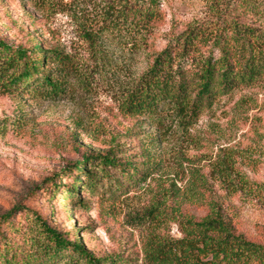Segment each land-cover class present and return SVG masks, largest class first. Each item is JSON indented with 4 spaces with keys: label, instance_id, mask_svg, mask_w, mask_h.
<instances>
[{
    "label": "rangeland",
    "instance_id": "374dc122",
    "mask_svg": "<svg viewBox=\"0 0 264 264\" xmlns=\"http://www.w3.org/2000/svg\"><path fill=\"white\" fill-rule=\"evenodd\" d=\"M210 1L160 0V18L149 35V54L158 53L170 34L206 16ZM99 3L0 0L1 41L13 48L40 45L50 59L47 69L59 68L54 51L69 62L64 75L57 74L62 88L54 99L25 89L8 92L0 84V214L23 201L63 234L72 231L91 256L130 253L133 262L141 264L144 249L181 238L186 220L205 214L206 205L192 194L191 182L202 176L212 183L213 164L224 149L232 152L250 178L264 182V88L251 90L248 95L254 102L242 105V110L236 107L241 97L237 93L220 108L190 121L165 114L156 122L125 113V97L149 58L143 53L134 57L128 47L120 50L110 35L88 39L80 34L78 19L60 10L67 4L79 6L91 13L93 23ZM258 116L261 122L254 124ZM110 149L117 156L148 160L151 168L146 180L127 184L110 196L83 190L78 182L81 197L71 203L73 197L65 186L75 182L66 178L64 170L84 156L96 161ZM72 175L84 179L82 173ZM52 180L59 189L41 190ZM30 193H35L31 199ZM208 193L224 192L215 183L207 197ZM227 201L234 207L240 229L254 235L262 214L235 198ZM17 215L23 230L12 241L20 247L33 228L30 216ZM10 255L0 253V264ZM71 255L59 256L52 264H85L84 256Z\"/></svg>",
    "mask_w": 264,
    "mask_h": 264
},
{
    "label": "trees",
    "instance_id": "16d2710c",
    "mask_svg": "<svg viewBox=\"0 0 264 264\" xmlns=\"http://www.w3.org/2000/svg\"><path fill=\"white\" fill-rule=\"evenodd\" d=\"M67 5L60 10L78 19L81 35L90 40L94 39L91 35H110L120 50L128 47L134 57L143 53L149 58L123 102V111L129 115L159 122L168 114L190 121L220 108L237 93L241 97L236 107L242 110V105L254 102L248 93L264 88V0H211L206 16L170 34L166 45L153 55L149 54V35L160 18V0H100L93 23L91 13ZM52 57L58 69H47L50 59L40 45L13 48L0 40V84L8 92L25 89L46 99L56 98L62 88L57 74L64 75L69 62L58 51ZM256 118L254 124H259L262 118ZM95 159L84 156L64 170L66 178L75 182L65 186L73 197L71 203L80 200L78 182L83 190L110 196L115 190L144 182L151 168L148 160L117 156L113 149ZM234 159L224 149L213 164L212 183L202 176L194 178L191 191L198 203L206 205L205 214L187 219L181 238L144 249L141 264H264V182L250 178ZM74 173H82L84 179L75 178ZM215 183L224 193H208L207 197ZM59 188L52 180L41 190ZM34 194H28L29 199ZM230 197L251 204L262 214L254 235L240 229L234 207L227 201ZM18 212L31 217L33 233L22 243L27 247L12 241L23 230ZM65 232L22 201L0 214V253L11 254L5 264H52L59 256L71 254L84 256L85 264H138L130 253L91 256L72 237V231Z\"/></svg>",
    "mask_w": 264,
    "mask_h": 264
}]
</instances>
